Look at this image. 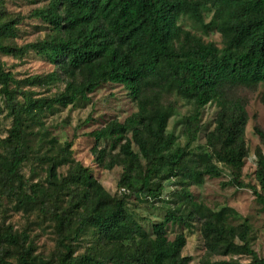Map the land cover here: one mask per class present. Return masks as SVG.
Segmentation results:
<instances>
[{"label": "trees", "instance_id": "1", "mask_svg": "<svg viewBox=\"0 0 264 264\" xmlns=\"http://www.w3.org/2000/svg\"><path fill=\"white\" fill-rule=\"evenodd\" d=\"M30 17L45 24L50 34L21 47L10 44L15 22L7 18L0 0V53L20 57L31 52L56 68L44 77L20 81L0 61V99L11 119L7 137L0 140V198L15 201L26 214L35 210L44 218L49 215L58 234L57 251L54 259H43L27 239L0 227V264H189L191 259L181 254L185 237L169 241L165 229L195 218L202 221V237L213 253L245 255L251 258L248 264H264L246 242L245 225L233 227L227 209L211 211L187 191L185 211L165 207L163 220L152 225L150 234L126 209V196L153 203L163 197L165 182L199 185L205 177L218 178L221 165L229 173L225 186L251 191L264 212V156L257 149L256 185L246 183L242 172L248 115L240 100L224 93L225 86L264 84V0H49ZM183 17L205 31L215 29L222 46L184 30L179 24ZM58 82L62 90L50 96L24 89H48ZM106 84L122 86L136 104V112L122 123L112 121L90 133L96 143H108V150L94 149L97 163L108 170L122 168L120 198L71 159V145L56 147L51 140L45 152L34 153L36 142L45 141V113L86 101ZM168 96L191 105L182 122L183 146L167 133L175 113L165 102ZM212 102L218 107L215 127L194 153L191 145L201 131L202 110ZM253 130L264 145V131L257 126ZM32 156L45 167L42 184L29 185L22 173ZM64 166L67 174L60 177ZM88 230L101 247L111 248L105 255L101 248L76 253L73 242ZM11 250L14 261H5Z\"/></svg>", "mask_w": 264, "mask_h": 264}, {"label": "rangeland", "instance_id": "2", "mask_svg": "<svg viewBox=\"0 0 264 264\" xmlns=\"http://www.w3.org/2000/svg\"><path fill=\"white\" fill-rule=\"evenodd\" d=\"M2 6L7 13V18L15 22L14 39L9 41L21 47L28 43H34L47 37L49 28L37 19L30 17L32 11L45 7L49 0H1ZM210 14L204 18L208 23ZM181 27L191 32V34L201 38L205 42H212L217 47H221V38L215 29L203 30L199 25L185 17L181 18ZM0 61L5 68L10 71L17 80H24L29 77H44L55 71V67L49 64L43 57L34 53H26L20 57L5 56L0 53ZM63 84L58 82L50 88H30L24 86L25 90L31 89L40 97L50 96L56 91L62 90ZM225 97L227 99L240 100L247 112L248 122L245 126L244 138L247 149V158L244 163L242 177L246 183L256 185V151L257 149L264 156V145L255 135L253 128L257 126L264 131V84L244 87L225 86ZM166 103H171L175 107V113L170 118L167 133H173L177 137V142L183 146L185 139L182 136L183 117L192 111L191 105L177 96H168ZM2 109L0 117V140L7 137L11 127V119L7 116L0 99ZM136 112V104L129 96L128 92L120 85L106 84L98 90L88 95V100L79 101L67 108H55L51 112L45 113L42 117L44 136L43 145L36 142L34 153L40 154L49 148L51 140L56 147L71 145V159L79 163L83 168H87L96 182L111 196L123 197V192L119 189L118 183L122 173V168L115 166L111 170L100 166L95 160L94 149L108 148V143H96L90 137V133L99 130L112 121L122 123L126 118ZM218 113L216 102L208 104L201 115V131L197 140L191 145L192 151L196 153L197 147L204 146L206 136L215 127V119ZM37 130V129H36ZM37 141V140H35ZM136 151V147L132 145ZM115 150L113 154L117 153ZM221 174L218 178L205 177L201 184L193 185L180 180H169L164 183L165 191L162 198L155 202H150L142 197L130 198L126 196L127 212L150 234L151 227L160 223L165 215V207L180 208L185 211L183 201V191H187L195 202L200 203L211 211L227 209L230 215L228 223L233 227L245 225L248 229L246 242L250 249L256 253L257 257L264 259V212L257 204L251 191L225 186L229 180L228 171L221 165ZM45 167L39 163L36 156H32L22 169V173L29 185L42 184L45 180ZM68 166L59 168L60 177L66 176ZM202 221L195 218L188 221L186 225L168 224L165 232L169 241L177 235L185 237V246L182 249V256L189 257V264H203L205 261H236L240 264H248L251 258L245 255L222 256L213 253L208 247L201 234ZM0 227L10 228L12 233L20 238L27 239L26 243H31L36 255L43 259H54L56 256V241L58 234L55 232V223L49 215L42 217L34 210L31 214H26L24 209L16 206L15 201L0 198ZM239 242V241H237ZM76 253L81 255L87 252H98L102 249L103 255L109 247H101L96 235L91 230L86 231L76 241L73 242ZM4 247H6L4 245ZM5 261H14V250L3 256Z\"/></svg>", "mask_w": 264, "mask_h": 264}]
</instances>
